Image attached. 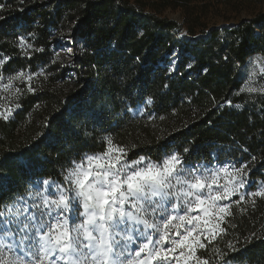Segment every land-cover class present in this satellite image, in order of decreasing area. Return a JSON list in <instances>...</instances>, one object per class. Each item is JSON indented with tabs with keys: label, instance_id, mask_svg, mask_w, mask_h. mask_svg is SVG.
Wrapping results in <instances>:
<instances>
[{
	"label": "trees",
	"instance_id": "1",
	"mask_svg": "<svg viewBox=\"0 0 264 264\" xmlns=\"http://www.w3.org/2000/svg\"><path fill=\"white\" fill-rule=\"evenodd\" d=\"M144 5L0 0V76L32 75L35 90L21 80L14 94L0 95V112L21 105L9 120L0 117V155L31 144L24 156L33 162L30 170L18 168L15 157L0 164L7 173L0 207L25 194L30 181L56 178L77 153L103 151L101 137L127 147L129 159L188 148L189 162L214 154L219 162L246 165L251 189L264 181V78L257 92L238 94L245 87L240 66L264 56V10L197 34L190 23L179 39L183 24ZM19 37L31 47L22 49ZM58 49L68 57L59 59ZM149 97L153 103L145 107ZM231 210L226 233L198 254L209 264H222V253L232 264H264V197L245 196ZM229 242L241 250L230 253Z\"/></svg>",
	"mask_w": 264,
	"mask_h": 264
},
{
	"label": "snow or ice",
	"instance_id": "2",
	"mask_svg": "<svg viewBox=\"0 0 264 264\" xmlns=\"http://www.w3.org/2000/svg\"><path fill=\"white\" fill-rule=\"evenodd\" d=\"M19 41L22 49L31 47L25 37ZM258 76L264 77V56L248 62L245 83ZM21 78L29 82L28 92H34L32 75L20 72L15 77ZM255 92V87H242L238 94ZM152 103L149 97L145 107ZM20 107L8 108L0 117L7 121ZM100 142L103 151L77 153L79 159L74 155L56 178L30 181L26 195L0 207V264H209L198 253L226 233L223 225L233 214L232 204L245 196L264 197V187L246 191V165L236 168L214 154L210 161L189 162L185 157L190 149L185 148L157 159H129V149L111 137ZM31 147L5 152L0 164L15 157L18 168L30 170L33 162L24 152ZM222 176L227 178L223 183ZM6 180L7 173L0 171V186ZM228 249L241 250L231 242ZM228 255L221 254L222 264H231Z\"/></svg>",
	"mask_w": 264,
	"mask_h": 264
},
{
	"label": "rangeland",
	"instance_id": "3",
	"mask_svg": "<svg viewBox=\"0 0 264 264\" xmlns=\"http://www.w3.org/2000/svg\"><path fill=\"white\" fill-rule=\"evenodd\" d=\"M133 1L129 0V2ZM140 2L145 4V11L155 12L161 17H166L175 20L179 24H183L179 39L183 37L182 34L185 35L190 23L193 24V31L197 34L204 28L235 24L244 18H249L253 14L264 10V0H140ZM56 53L59 59L68 57L65 49H58ZM258 56L263 55L254 54L246 59L244 64L245 71H243L244 83L247 80L248 62ZM17 74L2 77V80H0L1 96H6L10 93L14 94L15 88H13V84L15 81L24 80L23 78L15 79ZM24 76L26 75L24 74ZM262 78L264 77L258 76L250 84L245 83V87L257 88L260 82H262ZM9 84L11 86H8ZM138 111H141V108ZM226 179V177L222 176L220 182L223 183ZM261 187H264V181H257L252 189L247 187L246 191L251 193L259 190ZM23 195H26V192Z\"/></svg>",
	"mask_w": 264,
	"mask_h": 264
}]
</instances>
